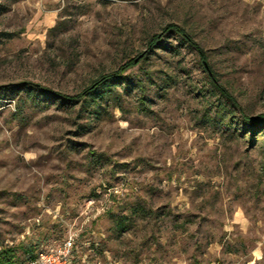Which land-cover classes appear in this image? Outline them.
<instances>
[{"label": "rangeland", "instance_id": "rangeland-1", "mask_svg": "<svg viewBox=\"0 0 264 264\" xmlns=\"http://www.w3.org/2000/svg\"><path fill=\"white\" fill-rule=\"evenodd\" d=\"M144 54L85 103L30 89ZM262 114L264 0H0V254L73 234V264H264Z\"/></svg>", "mask_w": 264, "mask_h": 264}, {"label": "trees", "instance_id": "trees-1", "mask_svg": "<svg viewBox=\"0 0 264 264\" xmlns=\"http://www.w3.org/2000/svg\"><path fill=\"white\" fill-rule=\"evenodd\" d=\"M167 31H173L174 33L178 34L180 37H182L183 42L195 49L200 57V60L202 62V65L204 61L207 59V55L205 54V51H203L194 41L192 37L187 35L185 31L179 27L178 25H168L166 27ZM159 38L158 36L154 35L151 37V40L149 42L150 47H157L159 45ZM146 59V54L139 60L136 59H130L126 61L124 64L120 65L119 69L105 73L101 75L99 78L94 79L91 82V85L89 87H86L83 89L81 92H78L76 95H67L64 93H59L56 91L51 90L49 87H44L39 84H33V87H30L31 90L33 89H39L45 94H49L57 99L64 100L68 104L75 105L77 102H82L85 103L89 99L91 100L92 98H97L98 96L104 95L107 91H109L110 87L114 84L117 83V81H120V79L124 78L125 73L131 69L134 68L137 64L140 63L141 60ZM205 67V66H204ZM211 69H208L207 71L209 72ZM213 73V71L211 70ZM211 73V75H208V78L210 80L211 86L215 89V91L220 94L221 98L223 97L226 103H228L231 106L237 105V100L234 98L232 94L219 82L217 79L214 77V75ZM27 85H31L30 83H27ZM243 119L248 122L249 124V132L250 134L257 129H261V135L264 136V114L259 115L257 117H248L246 115H243ZM12 249L6 250L3 254H0V264H9L12 262Z\"/></svg>", "mask_w": 264, "mask_h": 264}, {"label": "built area", "instance_id": "built-area-1", "mask_svg": "<svg viewBox=\"0 0 264 264\" xmlns=\"http://www.w3.org/2000/svg\"><path fill=\"white\" fill-rule=\"evenodd\" d=\"M76 248L75 237L71 234L60 244L39 247L34 253H27L24 264H73Z\"/></svg>", "mask_w": 264, "mask_h": 264}]
</instances>
